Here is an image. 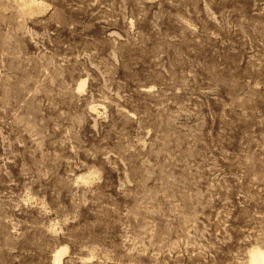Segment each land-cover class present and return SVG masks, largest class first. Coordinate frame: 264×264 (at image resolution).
<instances>
[{
    "label": "rangeland",
    "instance_id": "obj_1",
    "mask_svg": "<svg viewBox=\"0 0 264 264\" xmlns=\"http://www.w3.org/2000/svg\"><path fill=\"white\" fill-rule=\"evenodd\" d=\"M25 1L0 0V264H249L264 0Z\"/></svg>",
    "mask_w": 264,
    "mask_h": 264
},
{
    "label": "bare ground",
    "instance_id": "obj_2",
    "mask_svg": "<svg viewBox=\"0 0 264 264\" xmlns=\"http://www.w3.org/2000/svg\"><path fill=\"white\" fill-rule=\"evenodd\" d=\"M29 0H27L28 2ZM26 2V1H25ZM26 2V3H27ZM32 2V1H31ZM28 3V4H31ZM35 2V1H34ZM33 3V2H32ZM80 87H83V82L80 84ZM67 251V246H63L58 248L54 253V261L53 264H62V256ZM249 264H264V247L262 246H254L250 249L249 252Z\"/></svg>",
    "mask_w": 264,
    "mask_h": 264
}]
</instances>
